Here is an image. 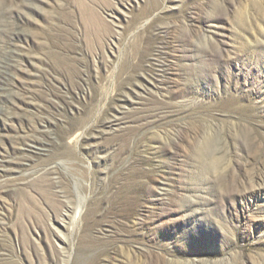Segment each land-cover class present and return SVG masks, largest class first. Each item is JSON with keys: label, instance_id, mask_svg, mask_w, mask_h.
Wrapping results in <instances>:
<instances>
[{"label": "rangeland", "instance_id": "obj_1", "mask_svg": "<svg viewBox=\"0 0 264 264\" xmlns=\"http://www.w3.org/2000/svg\"><path fill=\"white\" fill-rule=\"evenodd\" d=\"M0 264H264V0H0Z\"/></svg>", "mask_w": 264, "mask_h": 264}]
</instances>
